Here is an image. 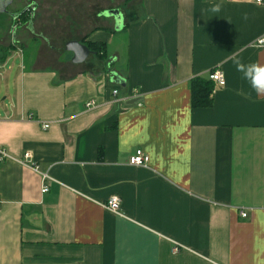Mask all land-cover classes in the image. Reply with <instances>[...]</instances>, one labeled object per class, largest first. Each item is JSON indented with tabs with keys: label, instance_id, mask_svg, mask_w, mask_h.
<instances>
[{
	"label": "crops",
	"instance_id": "obj_1",
	"mask_svg": "<svg viewBox=\"0 0 264 264\" xmlns=\"http://www.w3.org/2000/svg\"><path fill=\"white\" fill-rule=\"evenodd\" d=\"M126 6L102 9L121 27L98 10L62 48L41 35L25 58L23 31L0 45V66L22 57L0 89V264H264V96L233 63L264 64V0ZM68 40L104 53L73 63ZM211 69L225 84L193 107L190 81ZM136 149L145 165L128 163Z\"/></svg>",
	"mask_w": 264,
	"mask_h": 264
},
{
	"label": "rangeland",
	"instance_id": "obj_2",
	"mask_svg": "<svg viewBox=\"0 0 264 264\" xmlns=\"http://www.w3.org/2000/svg\"><path fill=\"white\" fill-rule=\"evenodd\" d=\"M130 0H14L7 7L8 12L21 10L28 7L32 18L33 36L27 32L26 22H17L14 25L13 20L8 13H0V45L13 39V35L23 31L26 34L25 42L22 46V52L25 58L29 57L38 45H41V38L44 35L48 38L50 45L58 47L63 46L64 41L70 35L84 32L99 24L96 12L102 11L105 6L119 5L125 11L126 5ZM32 31V30H31ZM24 36V35H23ZM24 38V39H25ZM15 40V38H14ZM43 42V41H42ZM44 43V42H43ZM1 47V46H0ZM21 47V46H20ZM45 48V46L43 47ZM22 57L18 54L10 55L0 66V89H3L7 83L11 85L14 79L18 65L21 63ZM0 94V101L4 95Z\"/></svg>",
	"mask_w": 264,
	"mask_h": 264
},
{
	"label": "built area",
	"instance_id": "obj_3",
	"mask_svg": "<svg viewBox=\"0 0 264 264\" xmlns=\"http://www.w3.org/2000/svg\"><path fill=\"white\" fill-rule=\"evenodd\" d=\"M256 1H260V0H256ZM255 44L257 46H261L264 45V36L258 37L255 41ZM209 78L214 81L215 83L219 84V85H224L225 84V80H224V76L222 74V72L218 69H214L209 73ZM116 89L112 90V94H116ZM96 101L91 99L89 101H87L85 103V108L89 109L92 108L94 106H96ZM28 119H32V115L29 114L28 115ZM42 127L43 128H47L48 127V122H44L42 123ZM6 157H8V154L4 151V149L0 148V161L5 159ZM148 161V155L145 154L141 149H136L128 158V163L131 165H136V166H140V165H145ZM22 163L24 164H28L32 167H36L35 165H33V163L30 162V153L29 152H25L23 155V161ZM46 177V175L44 174L42 176V179H44ZM42 191H46L47 190V186L45 184H42ZM104 206L113 211V212H118L119 209V199L116 196L110 197L106 203L104 204ZM241 216L245 217L246 216V212L242 211L241 212ZM176 248H174L175 250Z\"/></svg>",
	"mask_w": 264,
	"mask_h": 264
},
{
	"label": "trees",
	"instance_id": "obj_4",
	"mask_svg": "<svg viewBox=\"0 0 264 264\" xmlns=\"http://www.w3.org/2000/svg\"><path fill=\"white\" fill-rule=\"evenodd\" d=\"M30 9H27L21 12L18 16V19L13 20L14 25L17 22H26L30 20L29 13ZM88 47L92 49L95 53L103 55V45L96 42H86ZM1 48V47H0ZM214 70L211 69L209 73ZM209 73L207 76H196L193 77L190 81V90H191V103L193 107H208L211 104L212 100V91H213V81L209 78Z\"/></svg>",
	"mask_w": 264,
	"mask_h": 264
},
{
	"label": "clouds",
	"instance_id": "obj_5",
	"mask_svg": "<svg viewBox=\"0 0 264 264\" xmlns=\"http://www.w3.org/2000/svg\"><path fill=\"white\" fill-rule=\"evenodd\" d=\"M220 7L221 6L217 4L214 5L211 10L213 12H219ZM233 63L236 67V70L242 73V78L248 82L250 88L258 96H264V64H245L240 58H234Z\"/></svg>",
	"mask_w": 264,
	"mask_h": 264
},
{
	"label": "water",
	"instance_id": "obj_6",
	"mask_svg": "<svg viewBox=\"0 0 264 264\" xmlns=\"http://www.w3.org/2000/svg\"><path fill=\"white\" fill-rule=\"evenodd\" d=\"M14 0H0V13H7V7L12 4ZM101 15H105V16H112L115 20V26L116 28L121 27V22H122V17H121V12L118 9H107V10H103L101 13ZM65 49L68 51L72 52V58L71 61L73 63H79L81 61H83L87 55L92 52V50H90V48L81 43L78 40H68L65 42ZM113 75H115L114 72H112Z\"/></svg>",
	"mask_w": 264,
	"mask_h": 264
},
{
	"label": "flooded vegetation",
	"instance_id": "obj_7",
	"mask_svg": "<svg viewBox=\"0 0 264 264\" xmlns=\"http://www.w3.org/2000/svg\"><path fill=\"white\" fill-rule=\"evenodd\" d=\"M27 9H29L28 7H24V8H22L21 10H14V11H9L8 13L10 14V17H11V19L12 20H16V19H18V16H19V14L21 13V12H23V11H25V10H27ZM7 13V14H8Z\"/></svg>",
	"mask_w": 264,
	"mask_h": 264
}]
</instances>
